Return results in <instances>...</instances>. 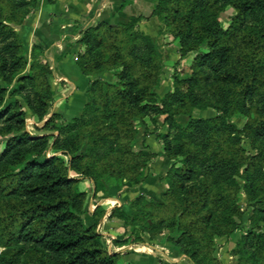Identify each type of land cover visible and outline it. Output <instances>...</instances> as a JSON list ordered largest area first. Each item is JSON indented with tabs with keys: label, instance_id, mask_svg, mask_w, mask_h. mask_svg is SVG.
<instances>
[{
	"label": "trees",
	"instance_id": "trees-1",
	"mask_svg": "<svg viewBox=\"0 0 264 264\" xmlns=\"http://www.w3.org/2000/svg\"><path fill=\"white\" fill-rule=\"evenodd\" d=\"M31 1L0 0V250L21 245L30 264H120L97 230L104 209L97 207L93 225L84 222L89 192L85 182L104 197L108 196L107 176L139 182L157 157L147 147L135 148L139 123L146 117L164 116L171 127L177 125L176 115H188L184 132L190 140L173 143L164 136V156L172 161L163 177L167 188L161 201L136 199L144 205V219L134 220L142 219L144 229L167 231L169 240L182 248L192 264H206L194 243L197 232L211 225L219 229L213 234L216 239L234 233L241 190L255 201L254 215L261 214L264 221V179L259 184L254 181L264 165V104L247 105L259 92L264 74V0H159L155 6L154 15L175 24L183 44L191 41L187 48L183 46L182 55L205 45L194 65L206 71L204 80L214 83L211 90L222 101L218 114L207 118L192 115L204 104L194 90L199 74L176 79L175 90L163 97L155 92L162 60L153 39L134 30L138 17L75 29L85 47L76 60L81 72L94 76L112 67L117 69V80H92L82 116L64 123L58 122L61 114H50L52 69L34 55L43 49L35 45L28 62L23 42L10 25L18 9ZM228 6L235 13L224 27L220 12ZM234 42L241 47L236 59ZM18 97L38 120L49 116L41 126L46 132L27 130L26 111ZM240 112L247 116L243 128L228 122ZM244 136L254 154L245 150ZM100 148H104L101 153ZM199 175L240 178L244 185L236 182L226 191L210 190L208 184L193 182ZM230 203L235 205L232 213H215L214 208ZM117 213L130 219L123 211ZM237 245L246 249L239 264H264L254 257L255 251L264 250V231L252 227ZM19 253L0 252V264H22Z\"/></svg>",
	"mask_w": 264,
	"mask_h": 264
},
{
	"label": "crops",
	"instance_id": "crops-1",
	"mask_svg": "<svg viewBox=\"0 0 264 264\" xmlns=\"http://www.w3.org/2000/svg\"><path fill=\"white\" fill-rule=\"evenodd\" d=\"M38 1L37 9L24 22L20 34L27 37L30 48L40 45L48 51L53 63V73L48 79L56 92L57 100L54 111L70 119L81 115L92 79L84 75L76 63L83 47L75 42L79 34L75 29L80 30L100 21L124 22L134 9H139L143 14L139 25L153 37L156 33V19L151 13L144 19V3L149 0H126L127 5H124V0ZM153 21L154 25H151ZM28 115L32 116L30 110ZM144 143L157 157L146 167L145 174L143 170L139 182H109V178L104 179L108 196L106 199L97 197L88 202L83 214L84 222L86 225H93L97 207L104 209L97 230L104 246L110 253L117 254L122 264H192L182 248L169 240L170 234L167 231L156 233L144 229V221L138 219H144V205L138 204L136 199L142 197L161 201L167 188L163 177L171 163V160L164 156L163 146L156 142L154 134L146 136L144 132H139L136 147L143 148ZM119 211H123L130 219L118 216ZM135 217L138 218L134 220ZM147 221L151 222L150 219ZM137 236L141 239L137 240Z\"/></svg>",
	"mask_w": 264,
	"mask_h": 264
},
{
	"label": "rangeland",
	"instance_id": "rangeland-1",
	"mask_svg": "<svg viewBox=\"0 0 264 264\" xmlns=\"http://www.w3.org/2000/svg\"><path fill=\"white\" fill-rule=\"evenodd\" d=\"M124 1L126 2V0ZM158 1L159 0H151V1L149 0L148 2L146 1V3H144V19L146 18V15L148 13H151V15L154 16L156 19V22H155L156 33L155 35H153V37L150 33L145 31V28H144V31L141 29L139 23L141 19L143 18V14H141V12L138 11L139 9L138 10L134 9L131 12L130 17L126 21L117 22V23H126L130 21L132 17H138L139 21L135 24L134 30L142 31L144 32V34L149 35L153 39L157 52L162 60V65H163L162 70L160 72L158 82L155 86V92L160 97H163L167 93L173 92L175 90V80L176 79L180 80L184 78H189L193 74L197 73L199 74V76H201V80L194 87V90L200 96H202L204 100V104H203V109H198V108L194 109L192 115L194 117H203V118L215 116L216 114H218L219 109L222 107V101L220 98L216 97L211 90L212 85L214 83L212 81L204 80V76H205L204 73L206 71L203 69H198L194 65V61L199 53V50H203L205 48V45L202 43L199 49L197 48L190 49L186 51L185 55H182L181 50L183 46L184 48H187L188 46H190L191 41H186L183 44V41L181 40V38L176 35V25L164 22L159 18V16L154 15L153 12L155 11V6ZM38 2H39L38 0H32L30 4H27L26 6L18 9V13L15 14V16L12 18V22L11 23L9 22L10 25L18 33L19 37L21 38L23 42L28 62L32 61V52H33V48L35 45L33 47L31 46L30 48V44H29L30 42H28L27 37H22V35L20 34V29L24 25V22L31 16V14L35 12L38 6ZM125 2H124V5H127L128 2L126 3ZM234 13H235L234 10L229 6L220 12V20L224 27H227L230 25L231 19ZM103 22H107V21H103ZM145 22L146 21H144V23ZM98 23L99 22H97L95 25H97ZM108 23H111V22H108ZM117 23H111V24H117ZM151 25H154V21L151 22ZM91 26H94V25H91ZM146 26L148 27V23ZM85 28H82L80 30H84ZM77 33H79L77 37L78 39L75 42L82 45L83 50L81 52H83L85 47L83 46L82 43H80L82 34L80 32H77ZM234 43H235V53H236V55L234 53L235 55L234 59H236L238 56L237 54L241 52V47L236 42ZM39 47L43 49V52L41 53V51H35L34 55L38 58L40 62H43V63L49 62V65L53 73V63H51L50 61L48 51L40 45ZM97 50L98 48L96 49V51ZM234 59L233 61H231V64H230L231 68H234L235 66ZM110 69L111 70L109 71L104 70V71L95 72L93 74L94 76H90L92 78L91 81L96 78H99L102 80H108L111 82L116 81L117 80L116 78L117 69L112 68V67ZM50 75H48V78ZM53 98H54V101H53V105L50 110V114L55 112L54 107H55V103L57 102L56 92H54ZM18 99L21 100L20 97H18ZM263 104H264V74L262 75V82L260 84L259 92L251 100H248L247 102V105L262 106ZM24 108L26 111L27 130L32 134H36V133L42 134L46 132L47 130L42 129L41 126L43 125L45 120H47L49 116L44 118L43 120H38L33 115L32 116L28 115L29 109L27 108L25 104H24ZM58 114H61V113H58ZM88 115H83V116L87 117ZM76 117L78 116H74L68 119V118H65L61 114L60 118L58 119V122L64 123L65 121H72V119ZM175 121L177 125H173L169 127L164 122V116H157L153 118L146 117L144 118V120L140 121L138 130L139 132H144L146 136H148L149 134H154L156 136V142H160L162 146H163L165 135H168L169 139H171L173 143H177L182 140L189 141L190 139L187 136V133L184 132V129H185L184 126L188 123L189 116L185 114L176 115ZM246 121H247V116L245 112L237 113L233 115L232 117H230L228 120V122L231 125L238 127V128H243ZM247 138H248L247 136L246 137L244 136L243 146L249 154H254L255 151L251 147L252 146L251 141ZM137 141H138V137L136 138V141H135L136 149H138L136 147ZM190 145L192 144L188 143V146ZM144 147H147L150 150V147L145 143H144ZM85 148L86 146L83 147V149ZM102 151H104V148L98 149L97 152L101 153ZM48 153L52 154L53 150L49 149ZM154 160H152L148 165L153 163ZM175 163H179V160H176ZM171 164H172V161L170 165ZM145 169H144V174H145ZM108 178H109V182H115L116 180L114 177H111V176H107L105 179L107 180ZM260 179L261 180L264 179V165L261 171L259 172V175H254V181L256 183L259 184ZM122 181H125V179L119 180V182H122ZM193 182H196L197 184H200V185L205 183L210 186V190L216 189V190H222V191L227 190V185L230 186L236 182L240 186L244 185V182L240 178L230 179V178H225L220 175H214L208 178L204 177L203 175H199L198 178H196ZM85 183L88 189L91 188L88 192L86 205L88 204L89 201H92L94 198H97V197L99 199L107 198V197H104L103 192H99L95 194L93 190V186L88 180ZM258 184L255 185V188L259 186ZM2 200L3 198H1V201ZM254 202L255 201H252L247 197V195L244 193V190L240 191L239 198L237 200V204L240 208V216L236 217V220L238 222V228L231 235H223L222 237L216 239L213 237V234L215 232H218L219 229L216 226H211V225H208L206 226V229L204 227L203 230L201 229V231L197 232L198 238L196 242L194 243L195 245H198L201 248L200 253H199V258H201L200 260L205 261L206 264H239L238 258L242 256V253L246 252V249L244 247L237 245V240L239 239V237L242 236V234L246 233L248 230H250L252 227L257 231L259 230L264 231V221L260 220L261 214L254 215L255 214ZM234 206H235L234 203H230L225 207H216L214 208V210H215V213L217 212H225V213L231 212L232 213L233 212L232 210H235ZM198 224L200 225V223ZM177 234L178 232L175 233V235ZM9 249L20 250V253H19L20 262L22 264H30L28 261L27 254L23 252V249H21V245L17 244V245L12 246ZM9 249L1 248L0 252H5ZM254 257L260 260L261 262H264V250L255 251ZM118 261L120 264H122L120 259Z\"/></svg>",
	"mask_w": 264,
	"mask_h": 264
}]
</instances>
